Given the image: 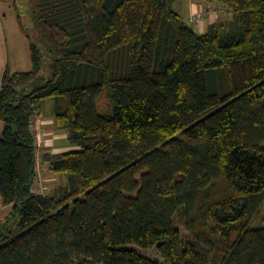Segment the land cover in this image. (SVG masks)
Wrapping results in <instances>:
<instances>
[{
    "label": "trees",
    "instance_id": "trees-1",
    "mask_svg": "<svg viewBox=\"0 0 264 264\" xmlns=\"http://www.w3.org/2000/svg\"><path fill=\"white\" fill-rule=\"evenodd\" d=\"M0 1L31 62L0 81V264H264V0H212L202 33L177 0ZM48 99L57 196L33 191Z\"/></svg>",
    "mask_w": 264,
    "mask_h": 264
},
{
    "label": "rangeland",
    "instance_id": "rangeland-1",
    "mask_svg": "<svg viewBox=\"0 0 264 264\" xmlns=\"http://www.w3.org/2000/svg\"><path fill=\"white\" fill-rule=\"evenodd\" d=\"M181 0H177L174 4L175 10L181 14L183 19L186 21V18L189 19L190 17H193L194 14H197L198 12H204L205 13V19L195 27V29L201 28L202 23H206V19L208 17L209 9L207 7H204V4L199 1L202 0H191V5H196L194 8H196L195 12H188L187 15L181 12L179 9V2ZM211 2H214L212 0H206L205 4H211ZM9 6L10 12L14 11L13 7H11L10 2H7L6 6ZM222 4L214 2L213 5L209 6V8L213 6H221ZM208 6V5H207ZM220 11L221 13H214V17L219 16L220 21H227L230 19L229 13H227V9ZM24 13L28 14V7L24 9ZM16 18V16H15ZM223 19V20H221ZM3 27L0 24V36L1 32L3 31ZM5 29V37H6V45H7V58L11 60L12 63L11 67L13 69H18L23 71L25 68H23V65L25 64L26 67L31 66L30 62V54H29V47H28V41L26 37L21 34H15L12 25L9 22ZM44 61L47 62L48 57L44 55ZM48 79V71L46 68L42 69L40 73V80L37 81L33 86H39L41 85V80H47ZM105 91V90H104ZM111 102L109 101L108 95L106 93H102L101 96L97 100V107L98 110H104L106 108H110ZM53 116V103L52 100H45L42 102L40 115L35 116L34 122H33V128L36 133V138L38 142V151H37V177L36 182L33 188V191L37 194H43V195H49V196H57L63 188L67 186V177L65 174H53L48 169V162L46 160V156L62 153L65 151L73 150L75 147H72L69 143L67 136L65 133L59 131L56 129L53 119L51 118ZM39 117V118H38ZM52 119V121L49 123V125H43L47 122H43L41 119L48 118ZM2 125V123H0ZM0 125V126H1ZM264 147V144H263ZM260 225H262L261 222H258Z\"/></svg>",
    "mask_w": 264,
    "mask_h": 264
},
{
    "label": "crops",
    "instance_id": "crops-1",
    "mask_svg": "<svg viewBox=\"0 0 264 264\" xmlns=\"http://www.w3.org/2000/svg\"><path fill=\"white\" fill-rule=\"evenodd\" d=\"M7 2H10L11 7H13L12 1H7ZM7 2L0 1V24L2 26L4 25V27H6V25L10 22L12 25V29H13L14 33L18 34V33H20V31H19L18 26H17V21L15 18L14 11L10 12L9 6L8 5L6 6ZM199 2L200 3L202 2V4H204V7H207V9H217L216 6L209 8V6H211V4L213 5L214 2H211V4H205L206 0H202ZM179 4H180L179 9L185 15H187L188 12H195L196 11V8H194V6H196V5H194V6L191 5V0H181L179 2ZM220 13H221L220 10H218V14H220ZM186 20H187V18H186ZM217 20L220 21L219 16L214 17L213 14L208 15V17L206 19V23L204 22L201 25V28L197 29V31L200 33L204 32L209 24H211ZM221 20H223V19H221ZM4 27H3V31L1 32V35L2 34L3 35H2V37L0 36V81H1L2 75L4 73L5 67L7 65L9 66V69L12 73L29 71L31 69V66L26 67L25 64L23 65V68H25L23 71L18 70V69H13L11 67L10 63H12V62L9 58H7L8 49H7V45H6V37H5L6 33H5ZM51 118L53 119V116ZM52 119H49V117H48V118H44V119L42 118L41 120L43 122H47L43 125H49V123L52 121ZM0 123H2V122H0ZM3 129H4V125L2 123V125L0 126V133L3 131ZM10 208H11V206H5V207L0 206V221L3 220L8 215Z\"/></svg>",
    "mask_w": 264,
    "mask_h": 264
},
{
    "label": "built area",
    "instance_id": "built-area-1",
    "mask_svg": "<svg viewBox=\"0 0 264 264\" xmlns=\"http://www.w3.org/2000/svg\"><path fill=\"white\" fill-rule=\"evenodd\" d=\"M221 6H217V9H209V12H208V14L207 15H210V14H213L214 15V13L216 14V13H218V10H220L221 11V8H220ZM205 19V13L204 12H198L197 14H194V16L193 17H190L189 19H187V22H188V24H190V25H192V26H194V27H196L197 25H199L203 20ZM203 24V23H202ZM201 24V25H202ZM198 27V26H197Z\"/></svg>",
    "mask_w": 264,
    "mask_h": 264
}]
</instances>
